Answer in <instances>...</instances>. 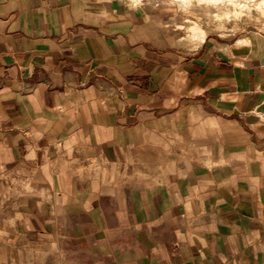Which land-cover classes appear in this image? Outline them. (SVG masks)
<instances>
[{
	"label": "crops",
	"instance_id": "crops-1",
	"mask_svg": "<svg viewBox=\"0 0 264 264\" xmlns=\"http://www.w3.org/2000/svg\"><path fill=\"white\" fill-rule=\"evenodd\" d=\"M179 17L0 0V264H264V40Z\"/></svg>",
	"mask_w": 264,
	"mask_h": 264
},
{
	"label": "rangeland",
	"instance_id": "rangeland-1",
	"mask_svg": "<svg viewBox=\"0 0 264 264\" xmlns=\"http://www.w3.org/2000/svg\"><path fill=\"white\" fill-rule=\"evenodd\" d=\"M136 2L138 0H126ZM179 13L178 28L185 41L200 44L206 38L220 43L254 44L264 40V0H221L218 5L191 0H162ZM196 26L197 32H189ZM202 31V34L198 33Z\"/></svg>",
	"mask_w": 264,
	"mask_h": 264
},
{
	"label": "bare ground",
	"instance_id": "bare-ground-1",
	"mask_svg": "<svg viewBox=\"0 0 264 264\" xmlns=\"http://www.w3.org/2000/svg\"><path fill=\"white\" fill-rule=\"evenodd\" d=\"M184 3H188V2H190L191 0H182ZM199 2H205V3H207V4H213V5H218V4H220L222 1L221 0H198ZM230 2H233V0H229ZM188 31L189 32H193V33H195V32H197V28H196V26H190L189 28H188ZM198 33H200V34H202V31H199Z\"/></svg>",
	"mask_w": 264,
	"mask_h": 264
}]
</instances>
